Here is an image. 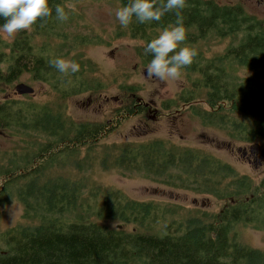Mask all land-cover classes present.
I'll list each match as a JSON object with an SVG mask.
<instances>
[{
    "label": "trees",
    "instance_id": "obj_1",
    "mask_svg": "<svg viewBox=\"0 0 264 264\" xmlns=\"http://www.w3.org/2000/svg\"><path fill=\"white\" fill-rule=\"evenodd\" d=\"M67 1L49 0V6H64ZM118 1L120 6L126 3ZM180 14L186 33L183 43L197 50L192 63L182 70L198 76L165 106L201 102L207 108L193 104L186 108L202 125L234 140L261 138L264 142V85L257 83L258 74L244 79L235 75L238 67L264 68V21L249 17L237 5L219 6L204 0H185ZM57 22L53 12L3 43L8 49L0 51V92L24 73L49 85L54 79L65 78L48 64L49 58L61 57L48 43ZM174 22L175 15L168 12L158 22L130 23L132 37L143 40L140 55L144 62L151 58L144 53V45ZM209 32L218 38L230 36L232 43L222 53L204 58L198 47ZM37 37L41 38L39 44ZM73 40L75 44L87 42L85 36ZM79 56L74 59L79 71L66 74L69 89L65 96L100 87V82L85 76L84 63H90ZM123 88L136 90L133 86ZM126 108L124 115L142 111L135 112L129 105ZM105 125L72 121L62 110L8 95L0 99V130L23 143V160L0 153V159L8 158L10 163L3 167L0 161V176H6L0 186V202L6 201L14 186V196L24 206L23 217L38 220L32 226L15 225L0 231V264H264V249L245 245L237 238L239 227L264 228V178L254 183L212 152L156 137L114 143L103 149L98 158L102 169L209 194L222 202L215 213L200 212L181 223L167 222L158 231H152L155 221L175 214L177 205L134 200L84 177L66 181L61 174H50L61 157L76 155L79 145L88 143L91 150ZM41 136L44 141L39 142ZM88 182L87 197H102L96 210H90L95 220L88 219V208H82L86 201L82 200V190ZM106 220H118L123 227H108L103 223ZM128 225L132 227L127 229Z\"/></svg>",
    "mask_w": 264,
    "mask_h": 264
},
{
    "label": "rangeland",
    "instance_id": "obj_2",
    "mask_svg": "<svg viewBox=\"0 0 264 264\" xmlns=\"http://www.w3.org/2000/svg\"><path fill=\"white\" fill-rule=\"evenodd\" d=\"M217 4L237 5L249 17L264 21V8L257 7L254 0H217ZM64 6L68 12V19L54 24L48 43L62 58L74 61L77 54H80L79 58L82 61L88 59L90 65L84 63L85 76L100 82V87L65 96L63 93L69 89L66 74L65 78L61 76L52 80L50 86L42 80H32L24 73L0 92V99L8 95L23 102L50 107L54 111L63 109L65 116L72 121L106 123L91 150L88 143L79 145L76 155H66L57 161L51 170L52 176L61 174L66 181L84 177L93 184L118 189L134 200L152 201L159 206L177 205V212L165 215L162 221L157 219L152 231L161 230L167 222L181 223L182 220L200 212L215 213L221 208L222 202L209 194L167 187L136 174H122L115 169H102L98 164V158L103 149L110 144L163 138L184 147L212 152L233 166L237 173L248 175L254 183L264 178V156L260 158L264 142L261 138L250 142L234 140L216 128L202 125L201 121L186 108L189 104L207 108L201 102L191 100L179 107L165 106L166 101L173 100L177 93L185 92L193 81L196 82L198 74L181 69L180 78L175 81L148 78L144 73L147 63L140 55L143 40L132 37L129 31L130 24L126 28H121L113 15L114 10L120 6L118 0H69ZM212 33L205 34L198 47L204 58L222 53L232 43L230 36L218 38ZM78 36H85L87 42L75 44L73 39ZM12 38L0 35V51H7L8 48L3 43L9 42ZM234 38L238 39V36ZM35 41L39 44L41 38L37 37ZM253 74H258L257 83L264 85V68L254 70L238 67L235 72L241 79ZM18 82L30 85L33 92L17 94L14 86ZM123 86H133L136 90L129 92ZM138 97L145 102H151L149 110L142 108L140 113L127 115L128 112L124 115L128 111L126 108L128 105L133 109V105L138 103ZM42 141L44 136L39 139V142ZM256 145L259 146L257 152L254 149ZM21 147L22 142L17 141L10 133L0 130V153L5 152L7 157L13 155L17 160H23ZM244 150L247 153L248 150L252 151L249 161L246 155H242ZM7 160L8 158H4L1 166L10 165ZM5 178V175L0 176V186L3 185ZM90 188L91 182H88L82 190V200H86L82 208H88L90 214L88 219L95 220V215L91 214L90 210H96L102 197L101 194L96 198L87 197ZM8 189L10 190V187ZM23 207L14 196L13 186V193L7 196L6 201L0 202V231L15 225L37 224V218L28 220L23 217ZM66 217L70 219L72 215ZM103 223L108 227L118 226L121 229L123 227L118 220H106V223ZM131 227L132 225H128L127 229ZM237 238L245 245L264 249V228L239 227ZM0 246L2 247L1 244Z\"/></svg>",
    "mask_w": 264,
    "mask_h": 264
},
{
    "label": "clouds",
    "instance_id": "obj_3",
    "mask_svg": "<svg viewBox=\"0 0 264 264\" xmlns=\"http://www.w3.org/2000/svg\"><path fill=\"white\" fill-rule=\"evenodd\" d=\"M185 0H126L114 10L115 20L121 28H126L133 20L138 23L160 21L168 12L175 15V22L161 28L158 34L144 45L148 60L144 73L148 78L160 81L178 80L181 69L190 65L197 50L185 45V27L181 10ZM54 12L55 19L63 22L68 19L66 6L56 4L50 8L49 0H0V35L15 37L21 31H28L43 18ZM48 64L61 74L79 71V65L70 59L51 57Z\"/></svg>",
    "mask_w": 264,
    "mask_h": 264
},
{
    "label": "flooded vegetation",
    "instance_id": "obj_4",
    "mask_svg": "<svg viewBox=\"0 0 264 264\" xmlns=\"http://www.w3.org/2000/svg\"><path fill=\"white\" fill-rule=\"evenodd\" d=\"M204 1H210V0H204ZM251 1V0H249ZM214 3L217 4V0H214ZM254 3L257 7H262L264 8V0H254ZM227 5V4H225ZM152 104L151 102H145L144 100L142 99H139L138 103L134 104L133 107L135 108V112H137L138 109H142V108H145L147 110H149V107H151ZM63 110V109H62ZM136 114V113H135ZM250 153L252 154V151L251 150H248V153L244 150L242 152V155L243 156H247V160L249 161V158H250ZM255 156V155H254Z\"/></svg>",
    "mask_w": 264,
    "mask_h": 264
},
{
    "label": "water",
    "instance_id": "obj_5",
    "mask_svg": "<svg viewBox=\"0 0 264 264\" xmlns=\"http://www.w3.org/2000/svg\"><path fill=\"white\" fill-rule=\"evenodd\" d=\"M14 89H15V92L19 95L31 94L33 92V88L30 85L23 83V82L16 83L14 86ZM139 99H141V98L138 97L137 100H139ZM254 149L256 150V152L259 151V146L256 145L254 147ZM263 156H264V150H261L260 151V158H263Z\"/></svg>",
    "mask_w": 264,
    "mask_h": 264
}]
</instances>
